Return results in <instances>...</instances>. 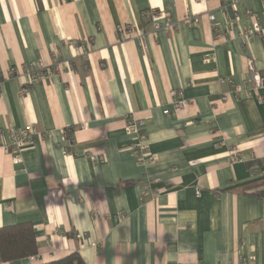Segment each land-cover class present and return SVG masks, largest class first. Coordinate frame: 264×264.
<instances>
[{
    "label": "crops",
    "instance_id": "0c3cea01",
    "mask_svg": "<svg viewBox=\"0 0 264 264\" xmlns=\"http://www.w3.org/2000/svg\"><path fill=\"white\" fill-rule=\"evenodd\" d=\"M263 20L264 0H0V228L31 224L38 250L0 264H264V86L246 70L264 75V41L239 35ZM38 62L51 78L22 95ZM26 126L14 162L1 146Z\"/></svg>",
    "mask_w": 264,
    "mask_h": 264
},
{
    "label": "built area",
    "instance_id": "2783aa9c",
    "mask_svg": "<svg viewBox=\"0 0 264 264\" xmlns=\"http://www.w3.org/2000/svg\"><path fill=\"white\" fill-rule=\"evenodd\" d=\"M161 15L162 14L152 9L145 12L142 15V17L145 21H150L153 30L156 31L161 28V26L158 23V19L161 17ZM206 17L210 21L213 20V16L210 14H206ZM183 23L187 27L196 26L199 23V17L187 16L186 18H184ZM235 25L236 22L234 20L229 21L228 31L225 32V34L231 33L232 30L235 28ZM175 28H176V24L173 22H167L166 25L163 27V29L167 32L174 30ZM132 32H137V28L131 24L120 26L115 30V34L120 39H125ZM263 32H264V20L262 24H260L259 22L253 23V25L243 29L239 35L245 41H249L252 38H260L264 41ZM140 37H142V35H140ZM213 59L214 58L212 55L205 57V60L207 62L212 61ZM54 69L58 70L57 67H55ZM246 70H247V74L250 76L254 84V89H259L264 86V75L255 70L253 60L250 58L246 59ZM51 74H52L51 69L48 68L47 66H44V64H42L41 62L26 66L24 73L22 75L25 78V85L21 87L20 93L22 95L28 93L33 84L39 82H48L51 78ZM15 75H16V70L14 68H11L6 72L5 77L11 78L14 77ZM170 95H171L172 112H178L182 110L187 104L186 100L183 98L181 93L172 91ZM260 102L261 103L264 102V99H260ZM171 111L164 110L163 114L169 115ZM142 126H143L142 121L136 120L133 117H129L126 123V131L128 133L135 134L140 138ZM36 135L37 132L32 126H26L21 130H11L9 133L8 142L3 144L1 147L5 153H10L12 155L14 162H18L20 160L19 154L21 150H23L25 146L30 145ZM130 151L135 156L138 163H153L156 160V158L152 155V153L147 148V146L142 145V143H137L132 145ZM235 158L237 159V157ZM102 159L103 157L100 156L98 158V161H101ZM157 194H158L157 192L151 194L147 190V188L143 189V195H150L152 197H155ZM92 215L94 218H99L100 213L98 210L93 209Z\"/></svg>",
    "mask_w": 264,
    "mask_h": 264
},
{
    "label": "trees",
    "instance_id": "16d2710c",
    "mask_svg": "<svg viewBox=\"0 0 264 264\" xmlns=\"http://www.w3.org/2000/svg\"><path fill=\"white\" fill-rule=\"evenodd\" d=\"M38 253L33 226L22 223L0 228V263L35 257ZM42 264H85L77 253Z\"/></svg>",
    "mask_w": 264,
    "mask_h": 264
}]
</instances>
